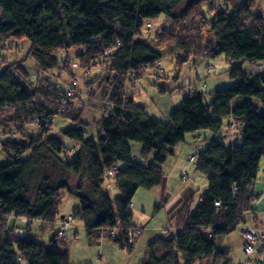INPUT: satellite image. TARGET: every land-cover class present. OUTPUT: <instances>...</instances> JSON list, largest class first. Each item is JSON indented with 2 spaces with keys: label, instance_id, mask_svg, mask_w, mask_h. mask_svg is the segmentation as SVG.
Returning <instances> with one entry per match:
<instances>
[{
  "label": "trees",
  "instance_id": "16d2710c",
  "mask_svg": "<svg viewBox=\"0 0 264 264\" xmlns=\"http://www.w3.org/2000/svg\"><path fill=\"white\" fill-rule=\"evenodd\" d=\"M238 1L219 0L215 6L214 0H0V62L6 42L25 40L30 44L29 56L42 72L76 69L70 66L69 57L60 61L59 55L62 50L80 48V61L75 59L79 67L80 62L99 59L94 65L101 68L99 76L105 70L113 75L108 105L96 133L90 135L79 113L67 112L73 106L70 99L77 95L71 83L65 91L57 88V93L42 77L30 87L21 65L5 62L0 68V111L6 106L21 109L7 126L12 123L26 129L22 125L26 119L38 136L10 134L6 125H0V148L11 160L0 165V264H28L34 254L27 246L33 244L41 248L37 264H72L76 253L71 245L66 246L67 236L62 239L56 220L61 218L62 193L78 199V210L71 217L82 228L80 236L84 235L88 246L107 237L130 252L142 234L129 206L135 192L164 187L162 165L173 155V148L186 143L187 135L199 131L207 145L191 155L196 156L191 162L208 181L207 191L192 214V191L181 196L176 221L148 244V255L140 264H195L200 260L230 264L227 252L216 246L214 231H235L244 224V214L253 213V186L264 163V106L254 98L264 93V70L247 74L242 69L246 62H264V19L251 17L248 0ZM184 3L183 12L174 15ZM160 15L171 19L169 28L145 35L144 22ZM205 32L211 39L204 37ZM110 43L117 46L104 57L102 50ZM166 44V50L172 45L173 52L167 54L174 55L170 63L173 60L178 71L189 64L192 69L206 66L204 76L195 75L199 88L206 89L203 80L211 70L208 63L223 58L230 64L232 87L215 91L208 103L202 89L188 94L181 107L170 112L168 121L150 116L146 106L125 93L123 86L140 71H155L166 54L161 50ZM71 69L68 73L74 78ZM180 72L175 74L180 77ZM234 104L241 112L237 119L232 117ZM55 115L70 120L72 127L52 134ZM225 119H230L226 135H236L230 144L221 136ZM61 134L75 146L65 144L57 136ZM132 149L139 151L140 158L133 156ZM105 171L111 173L119 193L115 203L101 190ZM10 218L19 220L12 228ZM37 223L48 231L53 229L50 239L33 233ZM174 227L179 230L167 235ZM15 230L25 236H14ZM103 258L93 257L89 264L94 260L104 264Z\"/></svg>",
  "mask_w": 264,
  "mask_h": 264
},
{
  "label": "rangeland",
  "instance_id": "374dc122",
  "mask_svg": "<svg viewBox=\"0 0 264 264\" xmlns=\"http://www.w3.org/2000/svg\"><path fill=\"white\" fill-rule=\"evenodd\" d=\"M218 1L219 0H214L215 6L218 5ZM226 1L228 2V0ZM238 2L240 3V1ZM248 2L250 4L249 8L251 10V17L255 18L261 16L264 19V0H248ZM184 7L185 3L183 4V6L179 7V9L176 11V14L174 15H180L183 12L182 9H184ZM255 20L257 19L255 18ZM147 23H150L152 25L150 29L147 28ZM171 23L172 21L170 18L165 15H160L156 19L150 21L146 20L142 27V31L145 35L147 33L154 34L161 31L163 28H169ZM262 26L264 28V22L262 23ZM204 37L207 39H211L210 35L207 32H205ZM158 44L160 45L162 44V42L160 41L158 42ZM29 45V42L25 40H10L6 42L5 46L1 50L2 59L0 62V68H4L5 62L14 67H19L21 65L27 72L26 80L30 83V87H33L38 78L42 77L43 79L48 81V83L52 84L53 90L57 93H59L56 90L57 88L58 90L65 91L68 84L72 80L76 79L75 93H77V95L73 96L74 98L72 97V100L70 99L73 106H70L67 112L79 113L80 120L85 124V126L83 127L86 129V134H95L98 128V122L103 115L105 107H107L108 105L107 97L108 92H110L111 90L110 85L112 84L111 81L113 75L109 76L107 73L108 70L107 72L105 70L104 75L99 76V73H101V68L99 67V65L94 66L95 64L93 63V61L80 62L81 68L78 69L68 68V71L71 69L72 73L74 74V78H71L68 71H64L62 69H54L49 72H42L38 69L35 61L28 54ZM166 48L167 44L164 46V50L161 49L163 53L166 54L164 55L162 62L159 63V65L157 64L158 67H155V71L154 69H150L151 71H147V69L146 71H140L139 74H136L135 76L130 78L132 80L128 79L125 82L126 86H123L125 93L133 96L139 104L146 106V111L150 116L161 119L163 121H168L170 112L173 111L176 107L178 108L179 105V107H181L183 100L188 96V92L197 89L196 82H198V80L195 79V75L199 74L201 76H204L206 67L204 65L199 68H195V70L192 69V66L189 64L186 65L182 70H180V72L176 69L173 60L170 63V57L172 56L173 58L174 55L170 56L167 54L173 52L172 45L168 46V50H166ZM81 51L82 50L80 48H73L65 51L62 50L59 55V60L62 61L64 58L66 59L69 57L71 60V66V63L75 62V59H78V55ZM193 56L195 55L193 54ZM189 61L191 62V60ZM171 64L173 68H171ZM208 64L210 65L209 68H211V70L210 72L206 73L208 77L203 80V84L206 87V93L204 95L205 103L211 101L213 93L215 91L228 89L232 87L234 83L230 79L228 73L230 64L227 63L223 58L213 60ZM59 68H61V65H59ZM188 68H190L189 71L187 70ZM242 69L247 74H250L251 72L254 73L259 69L264 70V62L252 64L246 62L242 64ZM176 72H180V77L175 74ZM143 74H149V76H147L149 78L143 77ZM155 84L156 86H154ZM254 98H256L257 101L262 104L261 106H264V93L260 92L258 94H255ZM36 101L39 102L42 100L37 98ZM20 110L21 109L19 106H6L1 109L0 125H6L10 134L22 135L25 133L30 137L36 139L38 136H36V132L31 129L29 123H25L26 119H24V122L22 123L23 127H25L26 129H17L16 125L12 123L7 126V124H9L7 121L17 117ZM21 116L22 113L20 112L19 117ZM51 121L53 123V130H51L52 134H57V132L64 127H72L73 125L70 120H64L61 115H55L53 119H51ZM228 122H230V119L224 120V126H226L221 133V136L224 137L225 144H230L236 141V135H231V133L226 135V127ZM36 123L37 122H32L33 127L37 126ZM2 128H0V130H2ZM28 130H31L32 132H29ZM201 134H203V131L196 132L192 135H187L185 139L186 143H180L178 146L173 148V155L168 157V159L162 165L163 175L165 176L164 187H157L152 190H145L140 188L135 192L134 197L132 198L133 207L130 210L132 214L137 213L136 216L133 215V218H137L140 221L142 234L140 235L139 240L134 244L133 248H131L130 252H127L126 249L119 248L107 237L100 238L99 240H101V243L99 244L88 246L86 242L87 239L85 240L84 235L79 237L75 236L73 238V241H76L77 239L79 240L76 244L72 245V242L68 237V232L69 230H72L70 228L75 225L76 221L72 219L71 215L78 210L79 203L78 199L74 196H68L65 193L60 194V201L62 202V206L60 207L59 212L61 213V218L58 217L56 220L58 223H61L63 227H65L64 230L67 236L66 246L68 247L69 245H71L73 247L71 251H73V253H76L73 254L71 263L89 264L93 257L96 258L97 256L102 255L104 256V264H140V261L146 258V256L148 255V244L155 238L163 235L166 232V229H168L170 225L174 224V222L176 221L175 215L177 214L179 209L178 201L181 199L180 193L182 190H184L185 187L186 189L188 188L192 191L191 201L189 203V210L192 214L199 203V199L202 193H205L207 191L208 184L206 178L201 173L196 171L194 164L189 161V157L192 154L194 155L196 153V150H200V147L202 148V145H207V141H205V139H202L195 146L190 144L194 140H199L202 136ZM57 136L65 144L75 146L74 143L71 144L70 140L62 136V134L61 136ZM133 144L134 145L132 146H139V144ZM188 149L190 151H188ZM69 151L70 154L72 150ZM132 151L133 156H135L136 158L139 156L140 158L139 151H135L133 149ZM10 162L11 160L3 154L0 148V165ZM181 176H184V178H182ZM263 182L264 163L261 164V168L258 171L257 180L254 184L253 189L254 193L257 192L255 187L264 189ZM101 190L104 193L108 194L111 200L115 203V197L116 195L118 196L119 193L115 184L113 183L112 175L110 172H104V182ZM254 195L255 205L253 206V213L249 212L245 215L246 220L244 221V224H242L237 230L229 233H226L225 231H217L216 235L214 236L216 246L219 249L225 250L227 252L230 264H256L257 261H261L262 264H264V252L256 253L255 255L247 258L246 254L243 251L244 238L241 233V229L245 226L261 227L262 225H264V191L261 193L258 192ZM14 221H16V223L19 222V220L16 218L9 219L10 223H8V226L10 228L13 227ZM76 225L79 226L78 223H76ZM48 229V227L44 229L41 228V226L37 223L34 225L33 233L40 234L43 239H50L53 235V229L49 231ZM42 230H44L45 232L42 233ZM177 230L179 229L176 227H174L173 229L171 228L168 230L167 235L170 232L171 234H173ZM33 233L31 234V236H33ZM13 235L18 238L24 237V234L21 232H16ZM41 236H39V238H41ZM39 238L37 236L36 239ZM89 240L92 241L91 239ZM27 249L32 250L34 254V261L31 260L28 264H37L36 260L41 258L40 246L33 244V246H27ZM206 263V261L200 260L195 264ZM92 264H99V261L94 260Z\"/></svg>",
  "mask_w": 264,
  "mask_h": 264
},
{
  "label": "built area",
  "instance_id": "2783aa9c",
  "mask_svg": "<svg viewBox=\"0 0 264 264\" xmlns=\"http://www.w3.org/2000/svg\"><path fill=\"white\" fill-rule=\"evenodd\" d=\"M111 53V49H108L104 52L105 55ZM190 161L194 162L196 160V156H191L189 158ZM216 205H219L216 203ZM134 232L129 233L130 241ZM244 236V244H243V251L247 257L261 253L264 251V234H258L252 228H247L243 231ZM256 264H262L261 261H257Z\"/></svg>",
  "mask_w": 264,
  "mask_h": 264
},
{
  "label": "clouds",
  "instance_id": "9594fccd",
  "mask_svg": "<svg viewBox=\"0 0 264 264\" xmlns=\"http://www.w3.org/2000/svg\"><path fill=\"white\" fill-rule=\"evenodd\" d=\"M146 26L147 27H150L151 26V24L150 23H147L146 24ZM118 43H119V41L118 40H116ZM116 42V43H117ZM116 46L117 45H115V44H112V43H110L109 45H108V47L107 48H104L103 50H102V55L105 57H107V56H109L111 53H112V51L116 48ZM108 49H111V53H109V54H107V55H105L104 54V52L106 51V50H108ZM99 61V59L98 60H94L93 61V63L95 64L96 62H98ZM71 67H73V68H76V69H78V68H80L79 66H78V64L77 63H72L71 64ZM71 85L72 86H76V79H74V80H72L71 82ZM196 88L197 89H194V90H192V91H190V92H188V94H191V93H194V92H196V91H198V89H202V90H204V91H206V89H204V88H199L198 86H197V84H196ZM72 90L71 91H69V93H70V97H71V95H72ZM179 107V106H178ZM177 108V107H176ZM175 108V109H176ZM65 109V108H64ZM257 196V195H256ZM257 198V197H256ZM253 203H254V201H253ZM216 205V204H215ZM129 206H130V208H132L133 207V204H132V207H131V204H129ZM216 206H218V205H216ZM252 207H253V205H252ZM245 215H246V213L244 214V217L243 218H245ZM64 217V216H63ZM65 218V217H64ZM23 221H25L24 219H22ZM246 220V219H245ZM59 225H60V227H61V229H59V230H61L62 231V239H64L65 238V236H66V233H65V227H63L62 226V224L61 223H59ZM135 226H137V225H135ZM247 228H252V229H254L255 230V232H257L258 234H264V226L263 227H257V226H245V227H243L242 229H241V233H242V235H243V231L245 230V229H247ZM137 229L139 230V232H140V227L139 226H137ZM238 229V228H237ZM236 229V230H237ZM16 232H21V233H23L24 234V232H22V231H19V230H15L12 234H14V233H16ZM25 236V235H24ZM210 236V235H209ZM243 238H244V236H243ZM64 244V243H63ZM62 244V245H63ZM262 252H264V251H262ZM253 255H255V254H253ZM253 255H251V256H253ZM251 256H249V257H251ZM249 257H247V258H249Z\"/></svg>",
  "mask_w": 264,
  "mask_h": 264
},
{
  "label": "crops",
  "instance_id": "0c3cea01",
  "mask_svg": "<svg viewBox=\"0 0 264 264\" xmlns=\"http://www.w3.org/2000/svg\"><path fill=\"white\" fill-rule=\"evenodd\" d=\"M187 81V80H186ZM185 81V82H186ZM240 115H241V112H240V109H239V107L237 106V104L235 105L234 104V109H233V113H232V117H233V119H237V118H240ZM202 135V134H201ZM202 140V136L200 137V139L199 140H194V141H192L191 143H193L192 145H194V144H196V143H199L200 141ZM190 142V141H189ZM201 146V145H200ZM199 146V147H200ZM203 146V145H202ZM190 149V148H189ZM188 149V151H190ZM187 151V152H188ZM264 183V182H263ZM255 184V183H254ZM253 189H254V186H253ZM255 189L257 190V192L256 193H258V192H263L264 191V189H261V188H256L255 187ZM189 189L187 188L186 189V187L184 188V190H182L181 191V193H180V195L182 196L185 192H187ZM256 193H254V194H256ZM255 205V202L253 203V206ZM134 216H136L137 215V213H134L133 214ZM135 223L137 224V226H139L140 228H141V223H140V221L137 219V218H135ZM264 225H262L261 227H263ZM70 229H72V230H69V232H68V237H69V240H71V242H72V245L73 244H76L77 243V241L79 240V239H77L76 241H73V238L75 237V236H80L81 235V229H80V227L79 226H77L76 224L73 226V227H71ZM217 231L219 232V231H224V230H216V231H214V236L216 235V233H217Z\"/></svg>",
  "mask_w": 264,
  "mask_h": 264
}]
</instances>
